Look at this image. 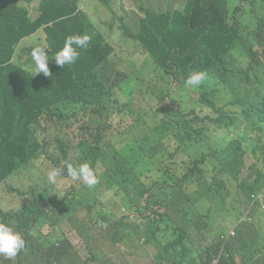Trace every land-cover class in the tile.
Listing matches in <instances>:
<instances>
[{
  "label": "trees",
  "instance_id": "1",
  "mask_svg": "<svg viewBox=\"0 0 264 264\" xmlns=\"http://www.w3.org/2000/svg\"><path fill=\"white\" fill-rule=\"evenodd\" d=\"M103 1L114 13L110 0ZM252 1L257 16L263 15L256 26L230 22L225 0L187 1L189 23L208 24L203 49L188 37L185 15L167 25L165 14L159 17V11L152 14L144 7L146 18L137 34L126 24L121 28L148 59L119 69L113 47L80 9L81 0H40L37 20L19 0H0V186L6 182L10 188L15 175L37 176L33 193L26 196L31 204L20 213L1 211L4 222L13 221L25 240L14 259L0 256L1 261L129 264V250L142 245L154 249L153 264H264V200L253 204V196L264 191L259 188L264 183V0ZM85 34L91 42L87 49L73 45L79 52L75 63L62 69L55 65L65 38ZM177 44L185 47L186 57ZM37 46L50 57L49 77L22 70ZM192 71H206L209 80L189 88L185 80ZM163 72L168 79L158 76ZM135 99L148 102L135 104ZM142 122L149 128L146 138L137 139L132 128ZM75 128L77 138L70 143ZM170 140L176 141L166 146ZM42 153L50 164L45 169L61 172L55 184L46 171L42 181L37 167H31ZM249 154L254 164L246 175ZM82 162L101 166L103 185L123 191L122 204L138 215L118 217L113 209L83 205L90 215L75 226L76 187L65 198L48 188L36 195L43 184L65 194L57 185L70 178L67 165ZM189 186L198 188L191 197ZM211 198L215 206L201 210L198 203ZM49 208L66 215L70 231L45 219ZM249 212L260 227L246 224L228 239L231 227ZM142 224L148 243L142 240ZM45 226L50 232H42ZM106 242L120 257L104 252ZM245 250L252 254L250 261Z\"/></svg>",
  "mask_w": 264,
  "mask_h": 264
},
{
  "label": "rangeland",
  "instance_id": "2",
  "mask_svg": "<svg viewBox=\"0 0 264 264\" xmlns=\"http://www.w3.org/2000/svg\"><path fill=\"white\" fill-rule=\"evenodd\" d=\"M189 0H110L109 5L113 9L114 13L109 11V6L105 4L103 0H81L80 9L84 11L92 22L100 29L102 35L106 39V41L113 47V57L118 62V68L123 69L125 68L128 63L134 59H138L142 62H146L148 59L147 52L142 48L139 42L134 41L133 38H130L124 35V31L122 30V24H126L134 34H137L140 29V20L144 19L146 13L144 11V7L148 8L150 12L153 14L155 12H160L165 14L169 19L164 20V24L171 25L174 19H179L181 14L185 15L186 17V31L188 37L193 38L196 41V44L203 49L205 45L209 42V37L204 28L208 27L207 23H204L201 26H193L189 23L188 16H187V7L186 3ZM230 7L232 12H236V8L242 5L243 0H229ZM40 0H19V5L27 7L30 11V16L32 19L37 20L41 16V8L39 6ZM249 3V1H248ZM244 2V7L248 4ZM182 15V16H183ZM151 30H154V26L149 24ZM164 36H168L166 32ZM45 39V34L43 35V40ZM30 39H26L22 42V45H25L29 42ZM45 43V41H44ZM46 44V43H45ZM47 46V45H46ZM180 50H184L182 57H186V49L181 44H177ZM233 51H230L232 53ZM159 77L168 79L169 75L167 73H158ZM189 88L194 89V87L189 86ZM120 99L122 102H126V99L121 95ZM197 94L194 93L192 98L196 99L195 96ZM177 94L175 95V97ZM193 101V100H191ZM147 100L143 99H135V104H147ZM182 106L185 110L190 109V105L186 100L182 101ZM194 106V104H193ZM149 128V125L146 123H140L132 128V135L137 137V139L146 138V134ZM77 138V130L76 128L72 132L70 143H74ZM176 140L166 141L165 145L169 146L171 143ZM178 143V142H177ZM57 155L62 156L63 153L57 151ZM53 156V155H52ZM180 156V154L178 155ZM38 163L32 165L31 167H37L38 171L35 173L39 175L43 179L46 177V174L43 171H46L48 174L51 169H45L46 164H49L48 159H45V153H42L38 157ZM247 163L248 169H246V175H248L252 171V166L254 164V160L252 155L249 154L247 156ZM74 164V163H71ZM44 168V169H41ZM100 169V168H98ZM165 171L168 172L166 169L158 168V171ZM99 171V170H98ZM177 171V169H176ZM100 172V171H99ZM169 179L172 181L174 178L172 176H168ZM37 176H28V175H15L13 179L10 180L11 187L8 188L6 182L0 186V223L4 222L5 219L1 215V211L6 213H20L21 209L25 204H31L32 200L27 199L26 196L33 193L31 186L36 181ZM99 181L101 177H98ZM194 183H196L194 181ZM263 186L262 183L259 188ZM59 190H65L66 193L64 194L61 191H56L52 186L48 184H43V186L37 191L36 195L43 191L45 188H48L52 193H59V195H63L62 198H65L67 195L71 193V188L76 187L77 189L74 191L72 196L74 197L75 201H72V209L75 210V221L73 224L75 226H79L83 219L88 215L85 207L83 205H91L94 204L95 207L93 210L98 208L103 209H113L115 215L120 217L122 215H138V212L124 204H122L123 198L125 193L123 191H116V188L109 189L108 186L100 185L94 186L93 188L89 189L87 186H81L79 181H72L71 178H63L60 180L59 184L57 185ZM198 190L195 186H189L187 188V196L191 197L194 193ZM219 198V197H218ZM217 200L215 198H211L209 200H203L198 203V206L201 210L207 212L208 209L215 206ZM82 204V205H81ZM125 207V208H123ZM92 214V212H91ZM104 214H107L105 212ZM64 213L55 212L52 208H49L45 213V219L50 222H54L58 224V228L61 231L63 228L65 231L71 230V223ZM111 217V216H110ZM70 218H73L72 216ZM246 218L248 221L242 219L238 224H251L257 222L256 229L260 227L259 221L255 220L254 216L247 214ZM98 219V218H97ZM96 219V220H97ZM233 223V222H231ZM7 224L10 227H13L15 230V223L13 221H8ZM137 225L133 224L130 226L131 229H136ZM253 227V226H252ZM263 227V224H261ZM51 228L45 226L42 228L43 233L50 232ZM257 231V230H256ZM142 240L144 243H148L150 240V236L147 234V230L145 225L142 224ZM264 248V246H263ZM103 250L105 253L111 254L114 257H120L117 248L109 243L103 244ZM152 253H144L142 254L139 259L135 260L133 264H152ZM252 255V254H251ZM251 255L248 251L245 250V259L250 261ZM89 257L88 251L86 252L85 260ZM8 260V259H7ZM30 261V260H29ZM0 264H17L16 262H4L0 260ZM97 264V263H91Z\"/></svg>",
  "mask_w": 264,
  "mask_h": 264
},
{
  "label": "clouds",
  "instance_id": "3",
  "mask_svg": "<svg viewBox=\"0 0 264 264\" xmlns=\"http://www.w3.org/2000/svg\"><path fill=\"white\" fill-rule=\"evenodd\" d=\"M225 1H227L228 4L227 19H229L230 22L235 23L237 20H242L244 26H256L258 22H262L263 15H260V17L257 16V9L252 0H243L242 5L236 8V12L234 13L232 12V9L230 7V1ZM244 2L248 3L245 8H243ZM142 20L143 19H141L139 22H141ZM91 39V36L87 34L72 35L66 37L63 47L55 54L53 58L54 64L62 69L66 65H72L73 63H75L79 56V52L76 51V48L87 49L89 47ZM73 45H75L76 48H74ZM30 55L31 62L23 65L22 70L29 76L34 77L39 73H43L45 77H49L51 75V72L49 70L50 57L47 54L45 48L37 46L32 49ZM208 80L209 75L206 71H192L185 80V85L195 88ZM101 169V166H93L89 162L78 163L76 164V167L68 164L67 174L72 181H83V183L85 184L84 186H87L89 189H91L94 186H97V184L99 183L98 177H100L101 175ZM60 174L61 172L58 169L49 171L47 174L48 182L50 184H55L56 178ZM255 195L258 196L259 201L264 200V191L259 192ZM58 212L60 211L58 210ZM24 247L25 240L23 239L21 234L16 231V229L14 230L13 227H10L7 223H0V256H3L8 260H12L22 249H24Z\"/></svg>",
  "mask_w": 264,
  "mask_h": 264
},
{
  "label": "crops",
  "instance_id": "4",
  "mask_svg": "<svg viewBox=\"0 0 264 264\" xmlns=\"http://www.w3.org/2000/svg\"><path fill=\"white\" fill-rule=\"evenodd\" d=\"M103 185L102 180L99 181L98 186ZM240 221H238L236 224H234L231 229L228 232V235H230L231 230L233 229H239L240 225L238 224ZM264 226V225H263ZM250 239H253L252 237ZM144 253H152V264L154 263V249L152 247H144L142 245H139L137 248L133 250H129V254L127 255V260L129 264H133V262Z\"/></svg>",
  "mask_w": 264,
  "mask_h": 264
},
{
  "label": "built area",
  "instance_id": "5",
  "mask_svg": "<svg viewBox=\"0 0 264 264\" xmlns=\"http://www.w3.org/2000/svg\"><path fill=\"white\" fill-rule=\"evenodd\" d=\"M253 198H254V202H253V204H255L257 201H259L257 195H254ZM247 214L251 215L250 212L247 213ZM243 219H244L245 221H248L247 218H246V216H245V218H243ZM239 225H240V227H241L242 225H244V223H243V224H239ZM236 235H237V229H233V230H231L230 235H227V238H228V239H231L232 237H235Z\"/></svg>",
  "mask_w": 264,
  "mask_h": 264
}]
</instances>
